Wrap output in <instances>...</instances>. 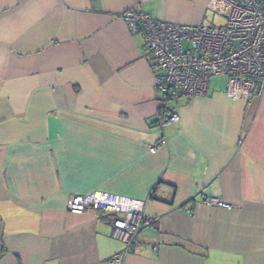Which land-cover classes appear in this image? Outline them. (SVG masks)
<instances>
[{
	"label": "crops",
	"instance_id": "crops-1",
	"mask_svg": "<svg viewBox=\"0 0 264 264\" xmlns=\"http://www.w3.org/2000/svg\"><path fill=\"white\" fill-rule=\"evenodd\" d=\"M213 6L0 0V264H264V90L235 97L227 81L164 103L122 16L206 23ZM165 107L179 120L162 128ZM96 190L148 201L135 250L114 214L67 208Z\"/></svg>",
	"mask_w": 264,
	"mask_h": 264
},
{
	"label": "built area",
	"instance_id": "built-area-1",
	"mask_svg": "<svg viewBox=\"0 0 264 264\" xmlns=\"http://www.w3.org/2000/svg\"><path fill=\"white\" fill-rule=\"evenodd\" d=\"M214 9L224 15L222 25L177 23L160 20L142 9L129 7L122 16L131 31L140 34L151 52L154 85L162 101L207 95L212 77L228 81L235 97L261 95L264 90V8L261 0H212ZM160 126L179 120L164 108ZM157 144L150 147L157 150ZM209 206L232 208L219 196H203ZM147 200L105 191L73 194L67 200L71 212L96 208L114 214L113 236L135 250L142 230L154 225L145 215ZM119 255L112 260L120 261Z\"/></svg>",
	"mask_w": 264,
	"mask_h": 264
},
{
	"label": "rangeland",
	"instance_id": "rangeland-1",
	"mask_svg": "<svg viewBox=\"0 0 264 264\" xmlns=\"http://www.w3.org/2000/svg\"><path fill=\"white\" fill-rule=\"evenodd\" d=\"M206 24L210 25H222L226 22V18L224 15L214 12L212 9L208 14V18L206 19ZM227 87V79L223 77H212L210 80V89H226Z\"/></svg>",
	"mask_w": 264,
	"mask_h": 264
},
{
	"label": "trees",
	"instance_id": "trees-1",
	"mask_svg": "<svg viewBox=\"0 0 264 264\" xmlns=\"http://www.w3.org/2000/svg\"><path fill=\"white\" fill-rule=\"evenodd\" d=\"M173 99V98H172ZM171 100V99H170ZM165 109L167 110V108L165 107ZM167 113H173V112H171V111H169V110H167Z\"/></svg>",
	"mask_w": 264,
	"mask_h": 264
}]
</instances>
